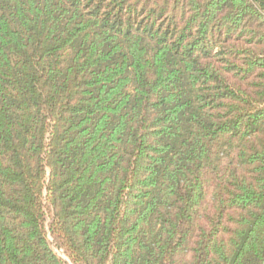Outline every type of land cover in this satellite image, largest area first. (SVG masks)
<instances>
[{
	"label": "trees",
	"instance_id": "1",
	"mask_svg": "<svg viewBox=\"0 0 264 264\" xmlns=\"http://www.w3.org/2000/svg\"><path fill=\"white\" fill-rule=\"evenodd\" d=\"M264 264V0H0V264Z\"/></svg>",
	"mask_w": 264,
	"mask_h": 264
},
{
	"label": "rangeland",
	"instance_id": "2",
	"mask_svg": "<svg viewBox=\"0 0 264 264\" xmlns=\"http://www.w3.org/2000/svg\"><path fill=\"white\" fill-rule=\"evenodd\" d=\"M50 242H51V244H52V248L54 249V251H55L59 256H61V257L66 261L67 264H73V263L68 259V257H66V256L64 255V253L56 247V245H55L54 242H53V239L50 238Z\"/></svg>",
	"mask_w": 264,
	"mask_h": 264
}]
</instances>
